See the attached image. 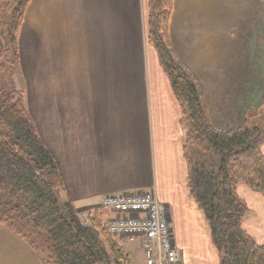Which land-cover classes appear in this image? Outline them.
<instances>
[{"label": "crops", "instance_id": "crops-1", "mask_svg": "<svg viewBox=\"0 0 264 264\" xmlns=\"http://www.w3.org/2000/svg\"><path fill=\"white\" fill-rule=\"evenodd\" d=\"M147 15V0H31L17 86L83 220L106 195L154 190L183 264H220L189 190L181 108L148 42ZM169 33L216 128L264 107V0H173ZM237 191L249 207L243 228L264 244V195L246 183ZM0 264L42 262L0 224Z\"/></svg>", "mask_w": 264, "mask_h": 264}, {"label": "trees", "instance_id": "trees-1", "mask_svg": "<svg viewBox=\"0 0 264 264\" xmlns=\"http://www.w3.org/2000/svg\"><path fill=\"white\" fill-rule=\"evenodd\" d=\"M31 0H0V224L26 241L42 264H128L129 255L97 208L85 221L64 194L53 152L31 116L21 75L20 33ZM147 39L181 108L183 154L191 196L204 212L220 264H264V244L243 228L249 211L238 186L264 195V110L238 125L216 128L199 82L171 42L173 0H147Z\"/></svg>", "mask_w": 264, "mask_h": 264}, {"label": "built area", "instance_id": "built-area-1", "mask_svg": "<svg viewBox=\"0 0 264 264\" xmlns=\"http://www.w3.org/2000/svg\"><path fill=\"white\" fill-rule=\"evenodd\" d=\"M102 207L110 213L105 225L114 236L141 240L147 264H183L168 207L154 190L109 194Z\"/></svg>", "mask_w": 264, "mask_h": 264}, {"label": "rangeland", "instance_id": "rangeland-1", "mask_svg": "<svg viewBox=\"0 0 264 264\" xmlns=\"http://www.w3.org/2000/svg\"><path fill=\"white\" fill-rule=\"evenodd\" d=\"M261 109L264 110V107ZM117 239L121 243V245L124 247L127 254L129 255V263L128 264H139L140 262H142L141 254H140L142 242L139 238L129 239V238L119 236V237H117ZM136 260L139 263H136Z\"/></svg>", "mask_w": 264, "mask_h": 264}]
</instances>
